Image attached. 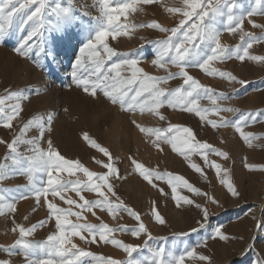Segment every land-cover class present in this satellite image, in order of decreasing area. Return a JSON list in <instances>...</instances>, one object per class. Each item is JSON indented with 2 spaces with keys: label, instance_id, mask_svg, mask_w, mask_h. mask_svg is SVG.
Masks as SVG:
<instances>
[{
  "label": "snow or ice",
  "instance_id": "6c2138e0",
  "mask_svg": "<svg viewBox=\"0 0 264 264\" xmlns=\"http://www.w3.org/2000/svg\"><path fill=\"white\" fill-rule=\"evenodd\" d=\"M152 4L161 5L165 11L179 15L181 19L172 27H165L155 20L137 24L129 19L131 13L142 12L144 5ZM93 7L98 15L93 16L84 7L77 8L75 0H0V44L15 40L13 50L21 57L28 58L35 50L37 56L56 63V41L75 30L86 42L79 49L71 77L86 94L96 97L101 93L124 111L152 113L161 121L167 119L161 111L164 107L193 114L212 129L233 128L249 148L255 146L254 141L264 139L245 131L249 123L257 122L264 110L243 111L225 106L221 102L229 99L227 93L206 86L190 74V69H198L210 78L238 83L242 87L246 85L248 81L215 65L232 59L264 64V54L251 51L255 44L264 43V22L256 19L264 17V0H253L247 10L239 0H182V6H170L167 0H93ZM246 22L252 29H259L260 34L246 29ZM145 28L168 34L164 39L147 41L154 57L151 64L164 75L150 74L141 66L142 50L119 51L110 46L109 38L112 41L131 38ZM224 32L238 35L239 43L233 47L224 44ZM175 79H180L181 85L174 88L164 86ZM34 91L10 90L7 95L0 96V127L12 131L14 122L22 124L17 132H13L11 140L0 137V145L7 149L3 158L5 162H0V184L7 179L26 180L15 188H0V216H11V231L18 233L13 244L0 245V253H3L0 264H13L12 258L17 255L22 257L23 264H84L85 258L95 264H186L189 260L212 264L211 257L198 249L207 247L206 239L228 240L230 237L222 231V226L210 223L209 208L194 197L223 207L215 196H210L183 175L149 168L131 158L135 172L160 195L171 197L178 207L199 210L196 226L190 227L189 231L175 232L174 237L199 234L201 230L208 232L205 240L196 246L185 245L182 250H178L176 243L171 247H149L148 241L167 238L154 237L142 214L118 195L115 182H122L127 177L120 173L109 149L101 146L89 133L82 134V139L108 160L106 163L93 158L106 171H92L79 159L65 158L50 138L46 140L47 147H43L46 134L52 130V114L34 115L23 120V104L30 101ZM203 100L209 101V105L202 104ZM226 112L239 113V118L230 120L222 115ZM133 123L142 133L154 137L151 142L157 149L162 151V144L171 145L172 150L187 161L190 169L207 181L205 168L193 159L200 157L208 169H214L220 177L219 183L232 197L240 196L231 170L211 158L214 155L227 161L229 153L198 139L192 127L180 124H169L165 128L144 127L135 120ZM33 132L34 135L30 134ZM22 146L24 151H21ZM244 166L249 171L264 172V164L246 163ZM62 173L67 175L62 176ZM78 173H82L83 178ZM165 186L170 192H165ZM181 190H186L187 194H182ZM86 193L92 194L93 198H87ZM29 198L34 199L37 208L43 201L49 215L26 226L15 221V213L19 201ZM99 212L106 213L113 221L121 219V214H127L136 223L111 226ZM86 214H91L99 223L89 221ZM150 216L158 225L168 224L156 200L150 204ZM53 221L55 230L46 239H30L38 229ZM255 231L257 234L264 232V218L255 225ZM118 233L145 239L142 245L133 244L117 238ZM75 238L87 245L113 246L125 253L126 258L121 260L94 254L75 243ZM255 243L254 239L242 254L245 258L248 251H255ZM145 249L147 255H143ZM136 253L141 255L136 257ZM253 264H264V257L256 253Z\"/></svg>",
  "mask_w": 264,
  "mask_h": 264
},
{
  "label": "rangeland",
  "instance_id": "374dc122",
  "mask_svg": "<svg viewBox=\"0 0 264 264\" xmlns=\"http://www.w3.org/2000/svg\"><path fill=\"white\" fill-rule=\"evenodd\" d=\"M239 2L243 5V9L247 10L253 0H239ZM167 3L170 6H182V0H167ZM75 4L77 8H86L93 16L98 15L96 8L93 7V0H75ZM143 8L144 11L142 12L131 13L129 19L137 24L155 20L165 27L175 26L181 19L179 15L165 11L159 4L144 5ZM256 19L264 22V17H256ZM122 22H124L123 18ZM245 28L256 32L257 35L260 34L259 29H252L247 22ZM167 35V33L158 30L145 28L135 32L131 38L121 37L117 41H112L109 38V42L110 46L117 48L119 51L135 52L136 50H142L144 58L141 61V66L150 74L164 75L162 70L151 64L154 57L152 56V46L147 41L164 39ZM141 37L145 39L142 40ZM84 42L86 41L75 30L64 39L56 41V52L58 54V62L56 63L37 56L35 50L28 58L21 57L13 50L15 40L0 44V96L7 95L10 90H35L30 96V101L23 104V120L26 121L34 115L52 114L54 116L52 130L46 134L43 147H47L46 140L50 138L65 158L79 159L90 170L103 173L106 169L97 165L93 158L103 160L106 163L108 162L107 158L98 150L91 148L82 139V134L89 133L101 146L109 149L120 173L127 177L122 182H115L118 195L126 204L142 214L154 237L167 238V240L154 239L148 241L149 247H171L173 243H176L179 245L178 250H182L185 245L196 246L202 240H205L208 232L201 230L199 234L193 233L187 237H174L173 233L189 231L190 227L196 226L195 220L200 217L199 210L195 207H178L171 197L165 198L160 195L156 189H153L135 172L134 166L131 164V158L137 159L149 168L183 175L190 182L220 201L223 207L210 204L203 198L194 197L197 202L205 204L209 208L210 223L213 226H222V231L230 237L228 240L206 239L207 247L198 249L200 253L211 257L212 264H253L256 253L264 257V232L257 234L255 231V225L261 218H264V172L249 171L244 166L246 163L264 164V139L254 141L255 146L249 148L233 128L212 129L199 121L193 114H186L179 110L164 107L161 111L167 119L161 121L152 113L147 114L145 112L142 114L139 111L135 113L124 111L119 105H113L101 93H98L96 97L86 94L75 85L71 77L75 59L79 56V49ZM222 42L233 47L239 43V37L224 32ZM251 51L264 54V43L255 44ZM215 66L232 71L248 83L242 87L238 83L210 78L198 69H190V74L206 86L227 93L229 99L221 102L225 106L235 107L243 111L264 110V64L251 61L242 63L232 59ZM172 71H177V69L172 68ZM181 83L180 79H175L164 86L174 88L181 85ZM201 103L206 106L209 105L207 100H203ZM222 115L230 120L239 118V113L236 112H226ZM211 118L218 119V117ZM134 120L144 127L165 128L169 124L190 126L196 132L198 139L227 151L230 156L227 161L214 155L211 158L216 159L217 162L231 170L232 179L240 192V196L238 198L232 197L226 188L219 183L220 177L215 174L214 169H208L200 157L197 156L193 159L205 168L207 181L190 169L187 161L174 152L171 145L162 144V151L157 149L151 142L154 137L142 133L133 123ZM20 126H22L21 122L17 121L14 122L12 131L0 127V137L11 140L13 132H17ZM245 131L264 137V112L257 117L255 124L249 123L245 127ZM30 134L34 135L35 133ZM24 150L22 146L21 151ZM6 151V147L0 145V162H5L3 158ZM61 175L66 176L67 174L62 173ZM78 175L83 178L82 173H78ZM23 183H26L24 178L7 179L0 184V188H15ZM181 191L182 194H187L186 190ZM165 192H170L167 186H165ZM85 195L89 199L93 198L92 194L86 193ZM153 200L158 202L159 210L168 221L167 225H158L151 219L150 204ZM29 202L32 204L31 208L37 207L34 205L33 198L19 201L15 213L17 223L26 226L28 223V226L36 223V221L27 222L26 219L21 221L22 219L19 218L21 209L25 210L22 207L23 204L29 205ZM42 204L44 205L43 201L40 206H43ZM44 207L42 208L43 211L45 210L43 212L44 216L48 217L49 213L45 205ZM98 214L111 226H116L117 223L131 226L136 223L127 214H121L122 218L117 221H113L106 213L99 212ZM86 215H88L89 221L99 223L91 214ZM49 225L46 224L43 228L38 229L30 239L34 241L46 239L47 235L55 230L54 221L52 222L53 229L51 228L48 231ZM12 227L11 216H0V245H11L18 238V233L11 231ZM117 238L140 245L143 244L145 239L143 236L135 239L124 233H118ZM254 239L256 241L255 251H248L247 258H245L242 254L245 253ZM74 242L94 254H103L121 260L126 258L125 253L113 246L102 243L87 245L78 238H75ZM147 254L148 252L145 249L143 255ZM0 255H3V253H0ZM134 255L139 257L141 253ZM12 259L13 264H23L22 257L19 255ZM84 264H95V262L91 261L90 258H85ZM186 264H205V262L189 260L186 261Z\"/></svg>",
  "mask_w": 264,
  "mask_h": 264
},
{
  "label": "bare ground",
  "instance_id": "6f19581e",
  "mask_svg": "<svg viewBox=\"0 0 264 264\" xmlns=\"http://www.w3.org/2000/svg\"><path fill=\"white\" fill-rule=\"evenodd\" d=\"M24 75V74H23ZM109 109V108H108ZM111 111V110H110ZM122 114V113H121ZM147 114H148V112H147ZM146 114V115H147ZM150 115V114H149ZM139 119V118H138ZM142 119V118H141ZM155 119V118H154ZM140 120V119H139ZM138 121V120H137ZM148 122V121H147ZM125 131H127L126 129H125ZM61 136V135H60ZM26 202V201H25ZM56 202H58V203H60L58 200L56 201ZM30 203V202H29ZM34 203V202H33ZM31 203L29 204V205H26L25 203L23 204V209L25 208V210H22L21 209V211L19 212L20 213V215H19V218L20 219H22L21 221H24L25 220V218L27 217V219H26V221L27 222H34V221H36V222H38V221H40V220H42V219H44V218H46L47 216L45 215L44 216V211L42 210V208H45L44 207V205L43 206H40L39 208H37V207H35V208H31ZM35 205V204H34ZM63 206V205H62ZM21 206H20V208H22ZM31 208V209H30ZM19 211V210H18ZM24 219V220H23ZM25 221V222H26ZM33 224V223H32ZM50 225L48 226V231L49 230H51V228L53 229V227H52V223H49ZM28 225H29V223H28ZM27 225V226H28ZM52 232V231H51ZM50 232V233H51Z\"/></svg>",
  "mask_w": 264,
  "mask_h": 264
}]
</instances>
